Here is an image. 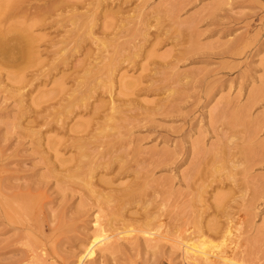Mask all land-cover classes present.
<instances>
[{"label":"rangeland","instance_id":"374dc122","mask_svg":"<svg viewBox=\"0 0 264 264\" xmlns=\"http://www.w3.org/2000/svg\"><path fill=\"white\" fill-rule=\"evenodd\" d=\"M21 8L40 64L0 66V264H264V0Z\"/></svg>","mask_w":264,"mask_h":264},{"label":"bare ground","instance_id":"6f19581e","mask_svg":"<svg viewBox=\"0 0 264 264\" xmlns=\"http://www.w3.org/2000/svg\"><path fill=\"white\" fill-rule=\"evenodd\" d=\"M23 3V0H0V66H5V67H9L11 69V71L9 70L8 73L10 75V77L12 79H15V80H20L22 75L23 74V70L26 68V65H30L31 64H35L37 62H39L40 64V61L38 60V51H37V43L39 42L38 41V38L33 36L30 32V29L31 27V23L30 24H27V23H23V21H19L18 19V16H20V14L24 15V12L22 11V8H21V4ZM38 9V10H37ZM36 9V12L37 11H41L40 8H37ZM27 11V10H26ZM32 15H37L36 13H33ZM17 18V19H16ZM22 18V17H21ZM31 26V27H30ZM105 44V43H103ZM106 45V44H105ZM104 46V45H103ZM99 57V56H98ZM110 57V56H109ZM101 68L105 69L107 71V69L109 68V62L104 64ZM98 69V68H97ZM104 70V71H105ZM110 70V69H108ZM102 72V71H101ZM106 72H104L105 74ZM110 73V72H109ZM100 75V74H99ZM108 80V79H107ZM105 83V82H104ZM128 85L125 84V86ZM130 85V84H129ZM123 86H124V83H123ZM128 86H126L125 88H127ZM84 92V91H83ZM73 93V92H72ZM121 93V92H120ZM122 94V93H121ZM124 94V93H123ZM85 98V97H84ZM77 99V98H76ZM118 102H120L118 99H117ZM106 105V104H105ZM103 106V105H102ZM107 106L108 108L111 110V111H114V112H117L119 111V108H121V104L118 105V104H115L114 100H109V102L107 103ZM95 108V107H94ZM101 108V106H100ZM106 108V107H105ZM98 109V108H96ZM95 109V110H96ZM100 110V109H99ZM98 110V111H99ZM121 111V110H120ZM96 114V113H95ZM239 116V115H237ZM237 116H232V120H237L239 117ZM105 119L106 121L108 120H112L113 121V112L112 113H107L105 115ZM244 119V118H243ZM238 121V120H237ZM117 123V122H116ZM105 124V123H104ZM231 125L233 126V124L231 123ZM230 130V129H229ZM242 131V130H241ZM243 132V131H242ZM253 135V134H252ZM105 137V136H104ZM121 138V137H119ZM114 139V138H113ZM117 140V139H116ZM119 140V139H118ZM81 141V140H80ZM107 144V143H106ZM260 146V145H259ZM245 148V147H244ZM262 150V149H261ZM96 151H100V150H96ZM244 152V151H243ZM245 152H247L245 150ZM244 152V153H245ZM103 153V152H102ZM101 153V154H102ZM241 153V151H240ZM160 154V153H159ZM246 154V153H245ZM244 154V155H245ZM243 155V154H242ZM259 155V154H258ZM262 155V154H261ZM254 156V155H253ZM260 156V155H259ZM163 157V156H162ZM257 157V156H256ZM262 157L264 158V155H262ZM246 158V157H245ZM262 158V160H263ZM83 159V158H82ZM250 159L248 160V157L247 159L243 160L244 162L248 161V165H249V162H250ZM260 159V158H259ZM161 160V159H160ZM255 160L258 162V159L255 158ZM162 161V160H161ZM227 161V160H226ZM235 161V160H234ZM237 161V159H236ZM255 162V161H254ZM255 162V163H257ZM208 163V162H207ZM252 163V162H250ZM217 167V166H216ZM195 169V168H194ZM245 169V168H244ZM122 170V169H121ZM124 170V169H123ZM216 171V170H215ZM214 171V172H215ZM243 171V170H242ZM247 171V170H246ZM230 172V171H229ZM89 173V172H88ZM91 173V172H90ZM73 175V174H72ZM78 175V174H77ZM78 177V176H77ZM230 177V176H229ZM261 179H264V178H261ZM191 182V181H190ZM195 182V181H194ZM82 184H85V183H82ZM261 184V183H260ZM8 186V185H6ZM260 186V185H259ZM264 186V184H263ZM87 187V186H86ZM262 187V186H261ZM260 187V188H261ZM73 188V187H72ZM264 188V187H263ZM261 188V189H263ZM11 189V188H10ZM88 189V188H87ZM258 189V188H257ZM261 189H258V193H259V190ZM9 190V189H8ZM199 190V189H198ZM262 193V192H261ZM259 193V194H261ZM97 194V193H96ZM250 194V193H249ZM255 194H257L255 192ZM22 195V194H21ZM20 197V196H19ZM100 197V196H99ZM98 197V198H99ZM122 197V196H121ZM9 199H7L6 201L4 200V204L5 206L8 208V212L10 211H13V205L15 206V204L19 201H15V198L14 196H9L8 197ZM257 198V197H256ZM3 199H5L3 197ZM20 199V198H19ZM107 199V198H105ZM117 199V198H116ZM23 201V200H22ZM104 201V200H102ZM223 200H220V199H217V201L214 203L215 205H219L221 204ZM2 202V201H1ZM0 202V203H1ZM14 202H16L15 204H13ZM199 202V201H198ZM21 203V202H20ZM24 203V202H23ZM3 205V204H2ZM20 205V204H18ZM22 205V204H21ZM26 205V204H25ZM25 205H22V206H25ZM31 205V204H30ZM4 206V208H5ZM16 207V206H15ZM5 208V209H7ZM23 208V207H22ZM19 209V207H18ZM17 209V210H18ZM24 209V208H23ZM27 210V209H26ZM13 212H16V209L15 211ZM22 214V213H21ZM25 214V213H24ZM6 215V214H5ZM215 224L211 225V229H213L212 231L217 230L214 226ZM209 229V228H208ZM144 234V236L146 237V232H141ZM152 235L153 233H147V235ZM201 234V233H199ZM150 235V236H151ZM198 235V234H197ZM202 235V234H201ZM159 236V235H158ZM157 236V237H158ZM144 237V238H145ZM96 238V237H95ZM148 238V237H146ZM162 238V236H161ZM164 238V237H163ZM162 238V239H163ZM93 240H91L89 242V245H87L88 247H86V250H85V253L86 254H89V253H92V248L94 247L95 245V241L96 239L92 238ZM160 239V238H159ZM164 239H167L164 238ZM156 240V239H154ZM149 241V240H148ZM183 244V243H181ZM185 245V244H184ZM182 246V245H181ZM151 247V246H150ZM187 247V245H186ZM189 248V247H188ZM190 248H192L190 246ZM189 248V249H190ZM193 249V248H192ZM185 251L188 252V250L184 249ZM199 252V251H198ZM200 254H202L201 252H199ZM202 256H200L201 258ZM198 258V257H197ZM204 258V257H203ZM205 259V258H204ZM206 260V259H205ZM82 261L83 259H81V257H79L76 262L74 264H82ZM224 261V260H223Z\"/></svg>","mask_w":264,"mask_h":264}]
</instances>
